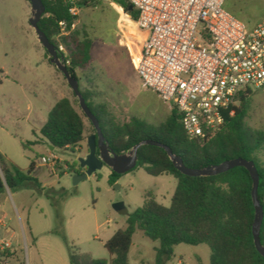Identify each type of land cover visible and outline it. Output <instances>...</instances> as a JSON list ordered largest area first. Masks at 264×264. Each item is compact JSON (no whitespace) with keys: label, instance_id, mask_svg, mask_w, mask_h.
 I'll return each mask as SVG.
<instances>
[{"label":"rangeland","instance_id":"rangeland-1","mask_svg":"<svg viewBox=\"0 0 264 264\" xmlns=\"http://www.w3.org/2000/svg\"><path fill=\"white\" fill-rule=\"evenodd\" d=\"M224 8L251 27L264 18V0H226ZM31 17L27 0H0V151L23 169L32 160L50 155L56 156L59 163L54 175L35 164L43 191L26 187L7 189L0 195V212L6 215L3 219L0 215L4 225L0 230H8L0 240L11 243L8 250L13 254L3 263L70 264L72 246L94 259L109 261L104 243L126 228L128 216L143 205L147 193L170 206L177 180L171 175L151 176L138 167L111 184V169L103 166L74 184L75 172L69 167L82 169L78 161L88 154L87 138L94 134V127L64 75L45 58L46 50L29 22ZM74 27L94 40V68L88 74L96 79L90 84L85 70L78 69L81 89L92 87L94 102L106 104L119 122L136 117L155 126L163 123L173 106L145 89L136 72L142 36L133 20L111 0H97L95 6L79 9ZM52 89L57 97L71 99L85 123L86 139L74 150H50L42 140L36 108ZM42 115L41 121H46L48 113ZM246 120L251 128L264 131V87L253 90ZM34 141L39 143L23 148L22 144ZM118 203L124 204L126 214L114 209ZM158 247L159 242L136 231L130 263L155 264ZM173 252L167 264H210L211 252L204 244H180Z\"/></svg>","mask_w":264,"mask_h":264},{"label":"trees","instance_id":"trees-1","mask_svg":"<svg viewBox=\"0 0 264 264\" xmlns=\"http://www.w3.org/2000/svg\"><path fill=\"white\" fill-rule=\"evenodd\" d=\"M111 1L126 17L136 22L138 13L130 3ZM42 3L45 13L39 28L64 57V63L69 61L66 64L69 72L79 80L77 70L86 69L92 62L94 40L74 27L77 16L70 14L71 4L63 0H42ZM96 3L97 0H79L76 6L81 9ZM60 46L65 52L59 51ZM81 93L99 122L109 150L116 155L127 153L142 141L151 140L170 148L191 169L219 165L234 158L253 161L259 174L258 200L263 210L260 237L264 244V131L251 128L246 120L253 92L240 94V102L233 107V114H227L220 131L207 141L189 138L175 107L157 126L136 117L119 122L106 104L94 102L92 91L81 90ZM40 133L45 144L59 150H74L86 139L82 115L68 98L56 102ZM38 143L27 142L22 146L28 149ZM137 158L135 168H143L151 176L171 175L177 180L170 206L160 204L151 193H147L143 205L128 216L126 228L116 231L104 243L109 261L94 259L72 246L69 247L70 264H131L129 252L136 231L159 242L155 264L171 261L174 247L180 244L207 245L211 252L210 264H264V257L257 251L253 239V180L246 168L235 167L214 176L191 177L176 169L162 147L150 144L138 148ZM35 164L34 159L27 169H22L0 152V195L7 189L13 191L26 187L43 191L36 177ZM69 170L75 174L82 172V169L72 167ZM119 177L111 171L109 182L115 184ZM9 255L13 254L8 249L0 252V259Z\"/></svg>","mask_w":264,"mask_h":264},{"label":"built area","instance_id":"built-area-1","mask_svg":"<svg viewBox=\"0 0 264 264\" xmlns=\"http://www.w3.org/2000/svg\"><path fill=\"white\" fill-rule=\"evenodd\" d=\"M63 1L77 16L79 0ZM126 1L142 36L136 72L145 89L178 110L189 138H213L240 94L264 87V19L251 27L224 8L226 0ZM58 163L54 155L36 161L51 175ZM11 247L0 240V252Z\"/></svg>","mask_w":264,"mask_h":264},{"label":"water","instance_id":"water-1","mask_svg":"<svg viewBox=\"0 0 264 264\" xmlns=\"http://www.w3.org/2000/svg\"><path fill=\"white\" fill-rule=\"evenodd\" d=\"M27 1L30 3L32 10V17L30 18L29 22L32 28L35 30L40 43L46 50L45 58L50 59V62L54 64L58 68V70L64 75L68 82V85L70 86L73 93L78 99V103L82 112L89 119L95 129V133L87 138V156L85 158H80L78 161L80 167L82 169H85V171L81 174L74 175V184H77L78 182L87 179L88 176L92 175L97 170H100L103 166L109 167L112 172L118 175H122L131 171L137 165L138 148L141 145L145 144L162 147L167 152L176 169L179 170L182 174L191 177L214 176L224 173L235 167H244L248 170L253 180L252 198L255 207V219L253 223L252 233L254 244L259 254L264 257V244L261 242L260 237V230L263 220V210L258 200L259 174L257 172L254 162L242 158H234L231 160L224 161L219 165L209 166L201 169H191L186 167L181 158L175 156L170 148L161 143L151 140H145L140 142L132 150L128 151L125 154L116 155L112 153L105 142L97 118L90 111L87 103L85 102V99L83 98V95L80 90L79 80L69 72L67 65L64 63V57L59 55L58 50L52 43H50L46 35L39 28V22L45 13V6L43 5L42 0ZM132 9L133 7L130 8V10ZM49 148L50 150L55 149L52 146H49ZM114 209L120 214L127 213V209L123 203L115 204Z\"/></svg>","mask_w":264,"mask_h":264},{"label":"crops","instance_id":"crops-1","mask_svg":"<svg viewBox=\"0 0 264 264\" xmlns=\"http://www.w3.org/2000/svg\"><path fill=\"white\" fill-rule=\"evenodd\" d=\"M264 19V18H263ZM262 19V20H263ZM261 20V21H262ZM260 21V22H261ZM260 22H258V23H260ZM91 54H92V51H91ZM93 64H94V57H93V54H92V62H91V64H90V66L89 67H87L86 69H81V70H85V76H86V79H87V82H89L90 84L91 83H94V79H96V77L95 78H93V77H91V75L90 74H88L89 72H91L92 71V69L94 68V66H93ZM95 72V75H97L98 73H97V70H94ZM97 77H99L98 75H97ZM91 78V79H90ZM80 84V83H79ZM80 89H81V87H80ZM82 90V89H81ZM82 91H92L93 92V90H92V87H88V88H86V89H84V90H82ZM62 98H68V99H70L69 97H66V96H61V97H57V92H56V90L55 89H52L50 92H48L47 94H46V96L45 97H42L41 98V100H40V104H39V106L36 108L37 109V120L40 122V124H41V127L44 125V123L46 122V121H41V119L40 118H42L43 117V113L44 112H47L48 114H49V112H50V110L53 108V106L56 104V102L57 101H59V100H61ZM71 100V99H70ZM29 108H30V110H32L33 109V103L32 102H30V105H29ZM1 152V151H0ZM3 155H5L9 160H11L12 162H14L12 159H10L5 153H3V152H1ZM15 163V162H14ZM16 164V163H15ZM21 168V167H20ZM23 169V168H22ZM0 204H1V201H0ZM0 215H1V212H0ZM2 216V219L3 218H5V216L6 215H1ZM2 219L0 218V227H4V225L2 224ZM5 234V233H8V230L6 229V232H3L2 230H0V236L1 235H3V234ZM13 234H14V232H13ZM114 235V234H113ZM112 235V236H113ZM132 246H133V244H132ZM131 250V249H130ZM130 253V252H129ZM132 264V263H131Z\"/></svg>","mask_w":264,"mask_h":264},{"label":"flooded vegetation","instance_id":"flooded-vegetation-1","mask_svg":"<svg viewBox=\"0 0 264 264\" xmlns=\"http://www.w3.org/2000/svg\"><path fill=\"white\" fill-rule=\"evenodd\" d=\"M50 60V59H49ZM85 170V169H84Z\"/></svg>","mask_w":264,"mask_h":264}]
</instances>
